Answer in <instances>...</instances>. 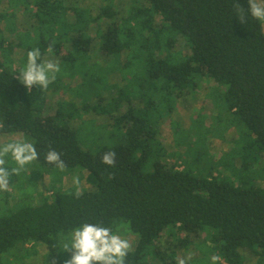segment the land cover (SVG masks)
Instances as JSON below:
<instances>
[{"label":"trees","instance_id":"trees-1","mask_svg":"<svg viewBox=\"0 0 264 264\" xmlns=\"http://www.w3.org/2000/svg\"><path fill=\"white\" fill-rule=\"evenodd\" d=\"M234 2L0 0V133L30 136L43 168L57 169L44 159L49 148L67 165L59 182L43 170L52 195L35 203L17 196L0 216V264L32 262L40 245L44 264H65L63 243L83 223L135 236L125 264H264V21L248 15L241 24ZM238 2L247 12V0ZM37 47L61 70L47 89L29 92L13 72ZM210 83L217 119L237 131L235 146L206 162L212 131L179 141L181 126L171 122L175 145L192 160L180 170L158 125L182 96ZM93 113L104 124L86 125ZM108 151L117 153L115 167L101 163ZM31 170L27 191L40 175ZM77 171L91 183L79 198L57 187Z\"/></svg>","mask_w":264,"mask_h":264},{"label":"rangeland","instance_id":"rangeland-1","mask_svg":"<svg viewBox=\"0 0 264 264\" xmlns=\"http://www.w3.org/2000/svg\"><path fill=\"white\" fill-rule=\"evenodd\" d=\"M213 84H206L204 85L198 92L188 95L185 94L183 99H181L180 103L177 106L176 113L170 117H167L166 120H163L160 125H158V129H160V135L159 138L163 140L164 145L170 152H174L178 154V169L182 170L187 166L189 162L190 157L187 155L186 150L187 146L177 147L175 145V135L173 133V128L171 126V122H176L180 124V128H178V139L179 141H184L185 136L190 137L191 140L195 141L197 139L198 130L203 134H206V128L210 129L212 133H208L207 138L204 140V147L208 150V153L206 154L207 157L205 158V161H215L216 158L222 157L226 154H228L235 146L234 141L237 139V131L233 128H230V130L225 129L226 126L223 125L224 122H228L227 119L218 120L219 118V111L218 107L215 105L213 99L215 100L214 93H212L213 99L210 97L211 90L214 88ZM216 88V87H215ZM225 89L222 88L221 92H224ZM225 118V117H224ZM91 120H94L96 125H102L104 124L105 120L97 115L96 113L90 114L86 116V119L84 118V123L86 125L91 124ZM79 123L76 124L78 126ZM80 126V124H79ZM196 129H193V128ZM81 129H83V125H81ZM192 131V132H190ZM100 132V130H99ZM189 132L191 135H189ZM85 133V132H84ZM83 133V134H84ZM105 133V132H104ZM86 135V133H85ZM25 135L23 133H15V134H1L0 133V144L6 143L12 140H26L28 142H32V139L30 136H27L25 139ZM82 137V135H81ZM97 137L91 136V144L96 142ZM82 141V140H81ZM106 141L109 142V139L106 138ZM94 149H97V147L101 146L97 143H94ZM87 147H90L86 145ZM83 147H85L83 143ZM87 149V148H86ZM237 155L240 152V149L237 147L236 150ZM234 155V153H233ZM229 158V157H228ZM9 159V163L7 166L9 167H17L14 161ZM192 159V158H191ZM169 161V160H168ZM172 161V159L170 160ZM225 161V160H224ZM229 161V160H228ZM238 164V163H237ZM37 166V172L39 171L40 175H37L34 181H31L32 186L30 187L29 191H27V186L23 185V182L28 178L26 175H29L31 173L32 166ZM189 165H192V160H190ZM239 165V164H238ZM253 168H249L247 172H243L244 179L247 181H251L253 176L255 177V170L254 166ZM258 167V166H257ZM261 166L259 167V169ZM52 169L49 172H52L54 175V178L59 182V180L62 178V172L61 170L53 169V168H47L42 167L37 161L33 162L30 165H26L24 169L20 170V172L15 175L12 178V182H10V186L7 191H0V216L4 215V213H7L9 210H13L15 205L20 200H15L17 196H20L24 199H33V202L35 203L37 200L39 202V194L41 195V198L47 195H52L50 191L51 186V177L47 174L44 175L43 170ZM54 170V171H53ZM34 171V170H33ZM44 175V176H43ZM79 177L81 179V190L82 189H89L91 183L89 182V173L86 171H80L76 172L74 174H67L63 177L61 183L57 185V187H61L62 190H75L73 187V178ZM91 177V176H90ZM40 178V179H39ZM43 178V179H42ZM18 179L20 180L21 184L18 186ZM39 179V180H38ZM38 180V181H36ZM256 181V180H255ZM257 183L262 187H264V179H261L260 181H257ZM37 184V186H36ZM257 184V185H258ZM36 186L37 192L34 193V188ZM40 198V199H41ZM10 200L7 204L6 201ZM22 200V199H21ZM125 238H127L132 248L134 246L135 236L133 235H121ZM198 242H201V240H195V243L198 244ZM196 246H193L190 248V254L187 253V256H191L192 254L195 255L196 252ZM39 255L35 256V258H32L33 261H27L25 264H44V252H46L45 247L42 245L36 247L35 250ZM182 257V256H181ZM180 257V258H181ZM183 258H185L183 256ZM15 264H21L17 263L15 260ZM255 264V263H254Z\"/></svg>","mask_w":264,"mask_h":264},{"label":"clouds","instance_id":"clouds-1","mask_svg":"<svg viewBox=\"0 0 264 264\" xmlns=\"http://www.w3.org/2000/svg\"><path fill=\"white\" fill-rule=\"evenodd\" d=\"M247 3V12L238 0L233 4L239 22L245 23L248 15L264 21V0H247ZM47 51L49 54L52 53V45H49ZM60 70L59 61L43 56L37 47L27 52L26 64L13 73L15 79L31 92L34 86L41 90L47 89L55 81ZM39 155L35 144L26 140H12L0 144V191H7L12 178L26 165L37 161ZM9 157L17 167L7 166ZM116 157L115 151L105 152L101 157V163L115 167ZM44 159L61 171L67 166L61 153L53 148H49L44 154ZM81 183L78 176L73 178L76 198L82 195ZM63 249L70 253V259L65 264H125L132 245L127 238L114 233L111 228L102 226V223H83L72 230L69 238L63 243ZM212 259L216 261L219 257L214 256ZM178 264H186V259H180Z\"/></svg>","mask_w":264,"mask_h":264}]
</instances>
